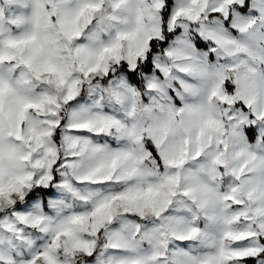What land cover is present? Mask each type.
Listing matches in <instances>:
<instances>
[{"label":"snow or ice","instance_id":"6c2138e0","mask_svg":"<svg viewBox=\"0 0 264 264\" xmlns=\"http://www.w3.org/2000/svg\"><path fill=\"white\" fill-rule=\"evenodd\" d=\"M0 264H264V0H0Z\"/></svg>","mask_w":264,"mask_h":264}]
</instances>
